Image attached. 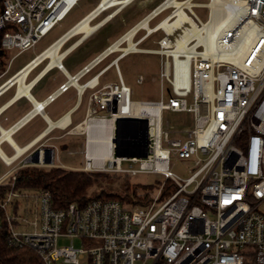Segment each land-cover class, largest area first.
I'll return each instance as SVG.
<instances>
[{
    "label": "built area",
    "instance_id": "obj_1",
    "mask_svg": "<svg viewBox=\"0 0 264 264\" xmlns=\"http://www.w3.org/2000/svg\"><path fill=\"white\" fill-rule=\"evenodd\" d=\"M80 1L3 0L0 80L18 55L33 49ZM134 1L107 0L103 6L100 0L77 25L115 8L110 17ZM175 1L197 4L205 10L207 22L211 19L210 0ZM225 1L226 9L239 11L240 18L231 29L218 33L217 50L233 43L244 25L254 31L236 62L204 58L200 44L188 63L184 55L163 62L160 77L170 85L166 101L161 97L156 102L131 101L120 76L89 99L87 122L113 123L112 158L89 156L86 139L82 170L155 176L159 186L153 195L146 194L147 203L127 209L115 200H94L81 209L72 204L55 210L49 192L15 189L13 173L0 200L7 248L30 250L42 264H264V0H241L239 8ZM195 8L184 12L199 20ZM164 41L163 50L175 49ZM9 51L13 56L3 59L1 54ZM32 67L30 62L8 76L0 84V96L19 85ZM141 82L140 77L137 83ZM67 88L62 85L59 93ZM129 102L157 109L134 118L147 123L144 158L136 157L144 150L139 128L130 126L123 137H116V121L128 118L122 116V108ZM163 112L190 114L191 124L164 129ZM117 148L132 156L117 157ZM30 160L31 156L23 167L42 165ZM172 160L188 162L187 178L171 172ZM123 163L129 168H122ZM146 195L137 197L143 200ZM74 240L81 246L75 247Z\"/></svg>",
    "mask_w": 264,
    "mask_h": 264
},
{
    "label": "crops",
    "instance_id": "obj_2",
    "mask_svg": "<svg viewBox=\"0 0 264 264\" xmlns=\"http://www.w3.org/2000/svg\"><path fill=\"white\" fill-rule=\"evenodd\" d=\"M162 2L136 0L110 17L115 8L107 10L88 20L92 28L89 34L79 32L69 36L78 22L92 12L96 5L71 22L52 40L39 44L41 39L33 49L21 53L13 60L12 66L16 59L26 54L16 71L30 62L33 67L25 78H21L19 85L0 96V152L10 159V162H6L0 154V185L26 165L25 162L35 150L42 153L40 162L44 164L40 167L69 171L83 169L89 131L80 126L87 123L91 95L103 86L117 83L119 76L124 83L120 70V64L124 61H140L147 66L152 61L150 66L155 71L159 68V73L166 58L170 63V56L165 54L167 50L160 46L167 38L161 24L169 21L167 18L170 16L165 15L167 9L156 12ZM144 20L146 28H138L131 38L136 51L124 52L129 46V41L124 39L125 35ZM60 41L55 57L47 55L46 51ZM113 46H117V49L111 50ZM13 54L11 51L5 52V57ZM139 77L142 78V75H138L136 83ZM5 79H1L0 84ZM64 84L68 88L59 93V88ZM140 84H143V80ZM50 96L54 98L48 101ZM4 132L8 133L9 139L3 138ZM42 150L50 152L43 153ZM98 151L101 152L97 150L90 154L88 148L89 156H94ZM61 152H65L66 156L80 158L82 166L67 165L61 161ZM47 162L49 164H45Z\"/></svg>",
    "mask_w": 264,
    "mask_h": 264
},
{
    "label": "bare ground",
    "instance_id": "obj_3",
    "mask_svg": "<svg viewBox=\"0 0 264 264\" xmlns=\"http://www.w3.org/2000/svg\"><path fill=\"white\" fill-rule=\"evenodd\" d=\"M106 2L107 0H104L103 6H105ZM231 2H234V5H236L238 8L241 6V0H231ZM228 5L229 4H226L225 0H210L207 6L210 8L211 19L208 22L206 20L205 23H202V27L200 28L195 24V21L193 22V20L190 19L189 16L184 12L185 8L191 7L192 9V7H199L197 4H191L188 1L179 2L175 0H167L156 11L158 12L159 10L168 8L174 9L172 16L174 17V20H166L161 24V27L167 34L164 44L167 47H175L174 50H167L165 54L167 56H172L175 61H177V57L179 55H184L187 57L186 63H188L190 56L194 54V48L201 44L204 46V52L202 54L204 58L210 57L211 59H226L236 62L237 57H239L240 54L243 53L249 46L254 31L250 24L244 25L243 28L238 30V37H236V40L233 41V43H231L229 46L218 51L216 48V39L218 37V33L221 30L231 29L240 18L239 11H229L226 9ZM88 20L89 18L77 25L71 31L69 36L79 32H85L86 34H89L92 31V28L88 25ZM138 28H146V20L138 24L137 27L133 28L125 35L124 39L129 41V46L124 49V52L136 51V48L131 43V38ZM193 40H196V43L194 46H189ZM60 43L61 41L52 46L51 49L46 51V54L54 58ZM116 49L117 46H113L111 50ZM21 78H23V76H21ZM21 78L19 79L20 82L22 81ZM41 107L42 106L39 108ZM152 110L156 111L157 109L155 106L147 104H131L129 102L124 104L122 108V116L128 118H138L143 116L144 113H148ZM84 127H86L89 131L88 148L90 154H94V152L100 150L101 152L98 151L95 155H98L99 153L103 156V160L111 159L112 157L110 155L109 142L112 138V121L87 122L85 125L80 126L81 129ZM3 138L9 139L8 133L4 132ZM18 152H20V150H18ZM0 154L6 162H10V159L5 158L1 152Z\"/></svg>",
    "mask_w": 264,
    "mask_h": 264
},
{
    "label": "rangeland",
    "instance_id": "obj_4",
    "mask_svg": "<svg viewBox=\"0 0 264 264\" xmlns=\"http://www.w3.org/2000/svg\"><path fill=\"white\" fill-rule=\"evenodd\" d=\"M100 0H83L80 1L67 15V17L60 22L58 25H56L45 37L42 38V40L39 42V44L43 42H47L52 40L55 36L59 35L68 25H70L71 22L76 21L80 17H82L85 13H87L90 9L94 8ZM198 1H206V0H198ZM209 3V1H208ZM207 3V4H208ZM200 8V6H199ZM196 7L194 9L197 17L199 20H194L195 24L197 26H200V23H205L207 18L205 15L204 9H199ZM168 11H166V16L170 14V16L167 18L169 21H173V8H168ZM187 14L191 15L189 12ZM166 20V19H164ZM163 20V21H164ZM162 22V21H161ZM160 22V23H161ZM154 23V22H153ZM152 23V24H153ZM26 57V54L21 55L16 61L14 62L13 66L11 67V70L9 74L5 77L7 78L11 74H13L17 67L20 66V63L22 64V60ZM3 59L7 60L5 57V54L2 56ZM142 65V66H139ZM153 62L150 61V64L144 65L140 61L132 62V61H124L120 64V70L121 74L124 80V83L126 86L130 88V99L131 101H153L156 102L160 100V97L166 101V98L168 94L170 93V85L166 83L164 80H161L159 68L157 71L150 66ZM147 66V67H146ZM161 71V70H160ZM142 75L143 84L136 83V78L138 75ZM4 78V79H5ZM140 78V77H139ZM3 81V80H2ZM1 81V82H2ZM188 103H191V99H187ZM192 121V117L190 114L187 113H171V112H163L161 123L164 129H175V128H181V127H187L190 126ZM63 152H61V156L64 163L67 165H71L73 167H80L83 164V161L80 158H73L70 156H66ZM65 156V157H64ZM173 162V160H172ZM130 164L123 163L122 168L127 169L129 168ZM133 168H136V165H131ZM40 167V166H39ZM189 164L186 161H174L171 166V172L182 177L187 178L188 177V169ZM82 172H87L83 170H79ZM88 173H100V174H107L105 183H103L104 186H110V188H119L121 185L126 182L128 184V187L130 190H135V196L137 199L138 194L139 195H146L150 193L153 195L155 193L156 188L159 186V183L156 182V178L153 175H147V174H139L136 176L128 177L121 173H114V172H88ZM109 183V184H108ZM148 195L145 197L144 203H147ZM112 200V199H111ZM120 202L125 208L130 209L131 205L128 204L126 201L122 202L121 200H115ZM20 231H23V229H19ZM68 244V242H66ZM73 245L75 247H80L81 243L79 240H74Z\"/></svg>",
    "mask_w": 264,
    "mask_h": 264
},
{
    "label": "trees",
    "instance_id": "obj_5",
    "mask_svg": "<svg viewBox=\"0 0 264 264\" xmlns=\"http://www.w3.org/2000/svg\"><path fill=\"white\" fill-rule=\"evenodd\" d=\"M2 1L0 0V6ZM105 175L107 174L26 166L16 171L14 188L20 191L49 192L55 210L66 209L72 204L81 209L94 200H121L131 206L144 203L145 199H137L135 190H130L126 182L114 189L104 186L107 178ZM9 182L8 178L0 185V200L8 192ZM4 227L0 210V264H42L38 256L30 250L7 248L4 242Z\"/></svg>",
    "mask_w": 264,
    "mask_h": 264
},
{
    "label": "water",
    "instance_id": "obj_6",
    "mask_svg": "<svg viewBox=\"0 0 264 264\" xmlns=\"http://www.w3.org/2000/svg\"><path fill=\"white\" fill-rule=\"evenodd\" d=\"M130 126H136L139 128L140 133L142 135V138L144 140V150L136 155V157L144 158L146 156V132H147V123L144 120H138L134 118H121L116 121V137H123L126 133L128 127ZM117 141V140H116ZM43 153H49L50 150H42ZM41 151L35 150V152L31 155L30 163L32 165H39L40 163V157H41ZM115 155L117 157H124L127 155V157H131L132 155L126 154L125 152L119 150L118 148L115 150ZM41 164H44L43 162ZM49 164V162L45 163Z\"/></svg>",
    "mask_w": 264,
    "mask_h": 264
}]
</instances>
